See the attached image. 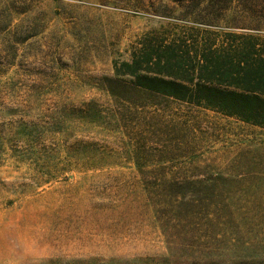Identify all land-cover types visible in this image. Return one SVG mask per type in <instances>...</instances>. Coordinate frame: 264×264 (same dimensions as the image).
Returning a JSON list of instances; mask_svg holds the SVG:
<instances>
[{"label": "rangeland", "instance_id": "1", "mask_svg": "<svg viewBox=\"0 0 264 264\" xmlns=\"http://www.w3.org/2000/svg\"><path fill=\"white\" fill-rule=\"evenodd\" d=\"M225 26L206 0H0V264H160L146 184L172 179L214 188L200 198L224 207L218 248L264 264V129L140 88L124 67L170 79L144 54H193L204 30L218 47Z\"/></svg>", "mask_w": 264, "mask_h": 264}, {"label": "trees", "instance_id": "2", "mask_svg": "<svg viewBox=\"0 0 264 264\" xmlns=\"http://www.w3.org/2000/svg\"><path fill=\"white\" fill-rule=\"evenodd\" d=\"M192 1L202 4L205 0ZM233 4H241L242 10L232 9ZM206 6L213 10L224 9L227 26L219 32L223 35L220 46L216 47L217 38L212 36L216 32L204 30L202 45H192L193 54L190 46L181 42L169 45L162 53L153 50L145 53L148 72L152 69L149 64L154 61L172 75L170 79L137 73L141 66L137 60L124 67L138 78L140 88L264 129V1L206 0ZM230 10L233 14H228ZM208 15L219 14L212 11ZM210 20L201 22L209 24ZM249 23L255 26H248L252 25ZM168 183L165 186L146 184L168 246L160 264H263L254 252L244 251L238 256L235 255L237 247L233 250L224 249V245L218 248L224 237L210 233L224 207L206 205L200 198L204 192L215 195L214 188L201 189L198 182H194V189L184 191L176 180ZM202 213L207 215V221L200 218ZM207 228L210 231L203 234ZM250 248L254 247L246 250Z\"/></svg>", "mask_w": 264, "mask_h": 264}]
</instances>
